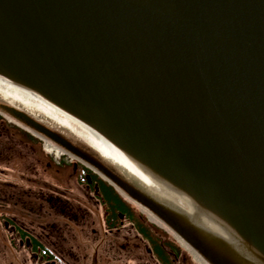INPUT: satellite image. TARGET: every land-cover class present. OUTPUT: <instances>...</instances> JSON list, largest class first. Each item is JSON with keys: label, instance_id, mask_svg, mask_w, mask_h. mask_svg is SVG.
I'll list each match as a JSON object with an SVG mask.
<instances>
[{"label": "water", "instance_id": "water-1", "mask_svg": "<svg viewBox=\"0 0 264 264\" xmlns=\"http://www.w3.org/2000/svg\"><path fill=\"white\" fill-rule=\"evenodd\" d=\"M0 75L94 129L264 258V0H0Z\"/></svg>", "mask_w": 264, "mask_h": 264}, {"label": "flooded vegetation", "instance_id": "flooded-vegetation-1", "mask_svg": "<svg viewBox=\"0 0 264 264\" xmlns=\"http://www.w3.org/2000/svg\"><path fill=\"white\" fill-rule=\"evenodd\" d=\"M39 116L0 93V203L18 210L2 226L34 264L243 261L229 233L185 213L197 216L194 201L161 197L75 131ZM15 256L2 254L0 264H26Z\"/></svg>", "mask_w": 264, "mask_h": 264}, {"label": "bare ground", "instance_id": "bare-ground-1", "mask_svg": "<svg viewBox=\"0 0 264 264\" xmlns=\"http://www.w3.org/2000/svg\"><path fill=\"white\" fill-rule=\"evenodd\" d=\"M0 93L11 102H13V100H21L30 108L28 111L35 114V111H39L44 115L49 116L51 120L58 124L67 126L70 130L75 131L77 134L93 143L96 146L95 148L105 155L106 158L136 176L140 181H145L148 184L146 186H150L149 188H151V191H154L155 193L158 192L157 194L161 197L171 199L173 196H177L178 201L182 203L187 202L189 205H191L189 202L194 201L200 207V209L195 211V214L197 215L196 217L203 219L205 223L206 220L209 221L213 226L219 229L221 233L230 234L228 239H230L233 244L234 253L247 259L249 264H264V258H262L261 255L259 256L257 251L249 243L244 241L231 226L218 218L217 215L213 214L203 206H200L193 198L175 188L172 184L162 179L149 168L135 161L129 155L115 147L105 137L97 133L94 129L57 107L37 91L0 75ZM224 227L228 231H224L226 230Z\"/></svg>", "mask_w": 264, "mask_h": 264}, {"label": "rangeland", "instance_id": "rangeland-1", "mask_svg": "<svg viewBox=\"0 0 264 264\" xmlns=\"http://www.w3.org/2000/svg\"><path fill=\"white\" fill-rule=\"evenodd\" d=\"M13 102H16V104H20L22 106H24L25 109H30L28 107L27 104L23 103L21 100H13ZM36 112V115H40L39 117L41 118H46V119H50L49 116L47 115H44L43 113L39 112V111H35ZM51 120V119H50ZM60 125V124H59ZM62 125V124H61ZM64 126V125H63ZM66 128H68L67 126H64ZM69 129V128H68ZM51 155V154H50ZM74 191H76L77 193H80L82 192L80 188H74ZM1 203H0V259L2 258V254H5V257H7V259H10L12 256L16 255V259L18 261V259L22 258L21 260L22 261H25L26 264H34V260L31 259L29 253L27 251H24L23 249H21L19 247V242L17 241V237L13 231V228H9L8 231L7 230H4L2 224L4 223V221L8 218L11 217V215L13 214H17L18 213V210H7V209H3L1 207ZM12 213V214H11ZM7 214V215H5ZM14 219H19V216L18 217H15ZM17 223H20V219L16 221ZM30 235H35L36 232L34 231H30L29 233ZM16 239V240H15ZM10 242H12L13 244V249L11 251L10 250ZM14 248L16 250V253L14 252ZM11 254V255H10ZM21 261V262H22Z\"/></svg>", "mask_w": 264, "mask_h": 264}]
</instances>
